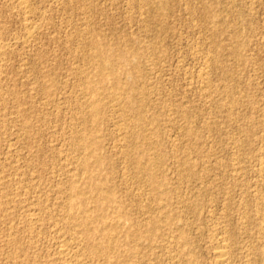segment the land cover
Returning a JSON list of instances; mask_svg holds the SVG:
<instances>
[{
	"label": "rangeland",
	"instance_id": "rangeland-1",
	"mask_svg": "<svg viewBox=\"0 0 264 264\" xmlns=\"http://www.w3.org/2000/svg\"><path fill=\"white\" fill-rule=\"evenodd\" d=\"M20 1L0 264H264V0Z\"/></svg>",
	"mask_w": 264,
	"mask_h": 264
},
{
	"label": "bare ground",
	"instance_id": "bare-ground-1",
	"mask_svg": "<svg viewBox=\"0 0 264 264\" xmlns=\"http://www.w3.org/2000/svg\"><path fill=\"white\" fill-rule=\"evenodd\" d=\"M18 1V0H17ZM20 6L21 7H25V0H21L20 1ZM105 63V62H104ZM83 171V170H82ZM79 192V191H78ZM78 212H80V214H83V215H88L89 214V212H86L85 210H82V209H79L78 210ZM95 212V211H94ZM93 214V213H92ZM91 214V215H92ZM92 216H94V215H92ZM90 217V216H89ZM80 218H82V215L80 216ZM93 219V218H92ZM35 220V219H34ZM38 220V219H37ZM89 221H90V219H89ZM88 222V221H87ZM102 222V221H101ZM84 224V223H83ZM264 225V224H263ZM89 230V229H88ZM154 230V229H153ZM92 232V231H91ZM88 234V233H87ZM90 235H91V233H90ZM65 239V238H64ZM219 240V239H218ZM105 241H107V240H105ZM225 241H226V239H225ZM216 242V241H215ZM59 244V243H58ZM69 244V243H68ZM107 244V243H106ZM217 244V243H216ZM224 240L222 239L216 246H214L215 247V250H214V260H215V263L216 264H223V262L225 261V256H226V254H225V250H224ZM61 250H63V248L65 247L66 248V246H64V244H62V242H61ZM60 245H59V247L58 248H60ZM72 245V244H71ZM106 246V245H105ZM100 247V246H99ZM98 247V248H99ZM111 247V246H110ZM89 248V247H88ZM113 248V247H112ZM72 249V248H71ZM99 250V249H98ZM113 250V249H112ZM90 251V250H89ZM62 252H64V251H62ZM72 253V252H71ZM80 254V253H79ZM62 255H64V254H62ZM72 255V254H71ZM90 255V254H89ZM103 255V254H102ZM74 256V255H73ZM61 257V256H60ZM69 258V257H68ZM71 258H73V257H71ZM76 258H77V256H76ZM227 259V258H226ZM62 260H63V257H62ZM81 261V260H80ZM69 262V261H68ZM113 262V261H112ZM70 263V262H69ZM63 264V263H62ZM71 264H78L77 262H76V260L75 259H72L71 260Z\"/></svg>",
	"mask_w": 264,
	"mask_h": 264
}]
</instances>
